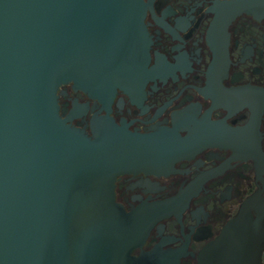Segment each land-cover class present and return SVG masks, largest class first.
Listing matches in <instances>:
<instances>
[{
    "label": "water",
    "instance_id": "water-1",
    "mask_svg": "<svg viewBox=\"0 0 264 264\" xmlns=\"http://www.w3.org/2000/svg\"><path fill=\"white\" fill-rule=\"evenodd\" d=\"M264 11V0L237 4ZM145 0H0V264H177V251L142 250L171 205L127 212L115 182L172 171L176 128L131 132L109 117L117 91L144 97L152 79ZM71 85L106 109L90 133L60 108ZM86 111V107L84 108ZM239 218L200 264H259L261 240ZM140 249L138 256L132 253Z\"/></svg>",
    "mask_w": 264,
    "mask_h": 264
},
{
    "label": "flooded vegetation",
    "instance_id": "flooded-vegetation-1",
    "mask_svg": "<svg viewBox=\"0 0 264 264\" xmlns=\"http://www.w3.org/2000/svg\"><path fill=\"white\" fill-rule=\"evenodd\" d=\"M240 0H145L152 79L132 101L118 90L109 117L131 132L176 128L182 139L172 171L127 174L115 199L127 212L143 202H171L142 250L177 251V264H200L202 251L229 223L261 240L264 264V11ZM256 2L258 0H249ZM59 105L90 133L106 109L71 85ZM86 107V111L84 108ZM140 249L132 255L138 256Z\"/></svg>",
    "mask_w": 264,
    "mask_h": 264
}]
</instances>
